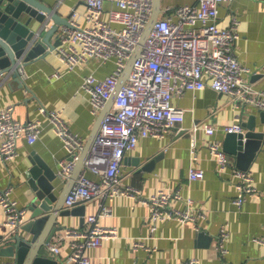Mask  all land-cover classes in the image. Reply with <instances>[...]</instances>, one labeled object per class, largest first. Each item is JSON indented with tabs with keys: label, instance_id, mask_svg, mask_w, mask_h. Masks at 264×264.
Segmentation results:
<instances>
[{
	"label": "crops",
	"instance_id": "crops-1",
	"mask_svg": "<svg viewBox=\"0 0 264 264\" xmlns=\"http://www.w3.org/2000/svg\"><path fill=\"white\" fill-rule=\"evenodd\" d=\"M40 1L50 5L62 17H68L73 8L84 12L86 7L84 0ZM161 2L162 8L171 6L169 12L173 13L178 5L190 3L192 0ZM105 4L107 7L111 6L108 1H105ZM232 16L239 20V38L233 44L235 53L243 64L257 68L248 78L256 88L264 91V69L261 68L264 64V0L221 2L217 17L219 26L230 25ZM31 22L38 23L35 18H32ZM46 24L42 33L49 30L51 20ZM62 26L63 24L59 25L58 29L50 34L51 42L57 40ZM22 63L25 77L21 78L24 81L12 78L11 75L0 77V107L12 105L14 118L23 122L41 119L42 125L40 136L34 143L29 144L22 135L17 141L16 156L7 161L0 157V187L11 185V196L19 205L26 206L31 153L39 154L57 175L59 161L69 158L61 138L52 131L51 122L39 111V106L43 105L50 110L60 109L69 130L83 138L85 147L101 110L97 113L91 111L89 96L81 88L84 76L93 72L101 77L114 63L109 60L104 66H98L96 60H89L67 71L64 63L51 50ZM54 70L59 71L61 75L49 78ZM172 103L184 109L183 121L165 137L140 138L136 147L126 151L122 162V183L136 187L143 197L163 187L179 190L183 197L192 198L196 214L203 215L195 221L164 220L158 224L157 230L151 233L148 221L149 204L129 195L108 199L106 204L110 206L111 214L99 217V222L116 226L119 236L103 239L101 245L87 248L85 254L90 264H177L189 258H197L198 264H264V244L256 240V237H264V137L248 168L253 177L252 183L256 186V193L246 195L241 206L232 201L238 194L237 178L233 169L228 167L219 171L208 147V141L211 139H218L222 144L226 134L222 128L231 124L236 116H240L242 122H247L253 113L254 128L264 131L261 109L245 103L237 104L224 93L209 87L197 91L187 90L183 95H175ZM204 123L212 124L216 132L207 135L202 128ZM193 125L198 126L195 133L197 158L194 161L191 160L190 148V138L193 136L190 128ZM230 157L231 164L235 166V157ZM151 159L153 162L149 167L142 169ZM190 164L202 167L204 176L199 180H189L187 170ZM89 174L93 176L92 173ZM54 183L56 194L61 195L65 180L57 176ZM83 205V214L74 211L57 216V224L60 227L55 231L50 243L59 244V253L52 256L63 264L70 252V237L64 235L65 229H83L88 226L85 216L98 210L95 200ZM173 205L181 209L186 203L180 198L174 199ZM63 206L64 209L67 208L64 203ZM29 218L30 211L27 210L25 221ZM223 227L226 231L224 253L216 247ZM15 233L17 232L6 223V212L0 205V245L2 239ZM135 242L138 243L137 247H134ZM0 264L15 263L12 257L0 254Z\"/></svg>",
	"mask_w": 264,
	"mask_h": 264
},
{
	"label": "built area",
	"instance_id": "built-area-1",
	"mask_svg": "<svg viewBox=\"0 0 264 264\" xmlns=\"http://www.w3.org/2000/svg\"><path fill=\"white\" fill-rule=\"evenodd\" d=\"M105 1L111 6L107 7ZM231 0H192L178 5L173 13L171 6L162 8L146 37L141 53L134 60L127 79L116 93V97L95 135L81 171L71 185L64 199L67 208L95 200L96 212L85 216L88 226L69 227L64 235L70 237V252L65 264H90L85 254L87 248L102 244L103 239L118 237V229L113 225H103L99 217L109 216L111 208L106 200L118 195L137 197L149 204V230L155 232L158 224L168 219L180 222L195 221L203 215L196 214L190 196L180 195L179 190L165 187L141 196L139 189L123 184L122 162L126 151L136 147L143 137L163 138L183 121L185 111L172 103L173 96L185 91H197L206 87L224 93L232 101L245 103L264 109V91L256 88L248 76L256 69L243 64L236 55L233 44L239 38L236 16L231 17L227 27L218 24L219 4ZM85 11L73 8L67 17L69 24L63 25L53 51L66 66L73 70L89 60H96L104 66L112 60L114 66L103 76L89 72L84 76L81 88L89 96L93 113L101 110L117 84L130 53L138 44L141 34L153 10L152 0H84ZM24 64L17 67L20 79L25 77ZM261 68L264 69V64ZM9 70L7 75H10ZM54 70L49 78L59 77ZM22 81H24L22 79ZM13 106L0 107V157L7 161L16 156L17 141L22 135L29 144L40 136L41 119L26 122L12 116ZM39 111L47 116L52 131L58 135L68 151L69 158L59 161L58 175L67 180L76 161L83 151V138L69 130L60 109H47L40 105ZM207 135L216 132L212 124L202 125ZM190 129L191 160L196 155V135L198 126ZM225 132H244L240 116L231 124L223 126ZM208 147L219 171L231 167L237 178L238 194L232 200L241 206L246 195H254L256 186L251 172L232 165L230 155L222 147L221 141L211 139ZM89 173H92L90 175ZM204 169L189 165V180H199ZM11 185L0 187V205L6 212V223L17 231L25 221L27 208L18 204L12 196ZM183 198L186 206L178 209L174 199ZM225 228H221L216 247L226 251ZM264 244V237H256ZM142 244V243H141ZM52 255L59 253L58 243L47 244ZM138 243H134L137 247ZM177 264H198L197 258H189Z\"/></svg>",
	"mask_w": 264,
	"mask_h": 264
},
{
	"label": "water",
	"instance_id": "water-1",
	"mask_svg": "<svg viewBox=\"0 0 264 264\" xmlns=\"http://www.w3.org/2000/svg\"><path fill=\"white\" fill-rule=\"evenodd\" d=\"M152 2L154 3L153 10L140 40L130 53L116 86L101 109L100 117L76 161L71 176L65 180V188L61 195H57L54 188V181L59 175L39 154L31 153V167L28 169L27 179L28 202L25 206L30 211V218L21 224L17 233L2 239V245H0V254L12 257L15 264H63L58 258L52 256L47 244L60 227L57 224L58 215H66L74 211L84 213L83 204L64 209L63 200L83 167L89 147L104 117L110 111L117 91L127 79L134 60L140 55L146 37L158 18L162 2L161 0H152ZM32 18H35L38 23L33 24ZM49 20H51L49 30L42 33ZM62 24H69L67 17H62L50 5H45L40 0H0V77H5L7 72L12 70L10 74L12 78L20 79L17 71L20 61L27 62L34 57L41 56L57 45L58 39L51 42L49 36ZM260 116L264 123V109H261ZM242 125L246 129L244 132H226L222 147L229 155L235 157L238 167L248 169L260 147L264 131L254 128L255 115L253 113L247 122H242ZM152 162L151 159L145 163L142 169L149 167Z\"/></svg>",
	"mask_w": 264,
	"mask_h": 264
}]
</instances>
